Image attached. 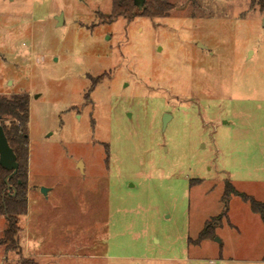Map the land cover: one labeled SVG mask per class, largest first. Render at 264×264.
I'll use <instances>...</instances> for the list:
<instances>
[{
  "label": "rangeland",
  "instance_id": "1",
  "mask_svg": "<svg viewBox=\"0 0 264 264\" xmlns=\"http://www.w3.org/2000/svg\"><path fill=\"white\" fill-rule=\"evenodd\" d=\"M170 1L110 21L112 0H0V94L30 97L27 214L16 250L0 214V264H264L242 196L264 202V12Z\"/></svg>",
  "mask_w": 264,
  "mask_h": 264
},
{
  "label": "trees",
  "instance_id": "2",
  "mask_svg": "<svg viewBox=\"0 0 264 264\" xmlns=\"http://www.w3.org/2000/svg\"><path fill=\"white\" fill-rule=\"evenodd\" d=\"M250 7L264 12V0H251ZM174 8L175 5L170 0H145L143 9H139L134 0H112V13L109 15V20L113 21L118 17L133 20L138 16L162 18L167 17ZM29 114L30 97L28 94H13L12 96L0 94V123L4 127L9 144L19 163L17 173L10 179L8 177L11 171L0 165V214L5 215L7 219V227L1 243L8 250L20 248L17 237L20 231L19 222L20 218L27 214L28 208ZM233 193L238 192L228 182L224 199L228 200ZM242 196L245 201L251 202L253 211L260 214L264 221V202H259L248 195L243 194ZM211 228H213L212 224H207L197 241L207 239L212 233Z\"/></svg>",
  "mask_w": 264,
  "mask_h": 264
},
{
  "label": "water",
  "instance_id": "3",
  "mask_svg": "<svg viewBox=\"0 0 264 264\" xmlns=\"http://www.w3.org/2000/svg\"><path fill=\"white\" fill-rule=\"evenodd\" d=\"M134 3L139 9H143L145 0H134ZM57 20L61 21V16H58ZM167 118H168V115L166 114L163 120L164 127L167 124V120H168ZM0 165L4 169L11 171V174L9 175L8 179L12 178L13 175L17 173V170L19 168L17 156L13 148L9 144L4 127L1 123H0ZM82 166L83 164L81 163L80 167L82 168ZM8 179L6 181H8ZM43 192L46 194L45 188H43ZM217 241H220V240L217 239Z\"/></svg>",
  "mask_w": 264,
  "mask_h": 264
}]
</instances>
